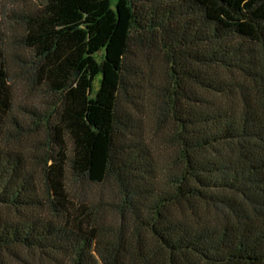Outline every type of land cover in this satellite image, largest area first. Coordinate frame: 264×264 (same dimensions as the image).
I'll list each match as a JSON object with an SVG mask.
<instances>
[{
	"label": "trees",
	"instance_id": "1",
	"mask_svg": "<svg viewBox=\"0 0 264 264\" xmlns=\"http://www.w3.org/2000/svg\"><path fill=\"white\" fill-rule=\"evenodd\" d=\"M0 264H264V0L0 10Z\"/></svg>",
	"mask_w": 264,
	"mask_h": 264
},
{
	"label": "rangeland",
	"instance_id": "2",
	"mask_svg": "<svg viewBox=\"0 0 264 264\" xmlns=\"http://www.w3.org/2000/svg\"><path fill=\"white\" fill-rule=\"evenodd\" d=\"M0 10L10 14V11H14L15 14H24L30 13L34 11L37 7L41 6L43 0H1L0 1ZM5 25L3 26L4 34L3 36L13 38L16 36H20L24 31V24H17L14 21L6 16L5 19L1 20ZM160 63V61H158ZM157 76L163 79L162 70L159 68ZM27 86L18 85L16 88L18 98L23 101L24 93L27 91ZM40 92H33L32 94L29 92L27 98L31 99L32 103H40ZM48 101H54V96H49L46 98Z\"/></svg>",
	"mask_w": 264,
	"mask_h": 264
}]
</instances>
